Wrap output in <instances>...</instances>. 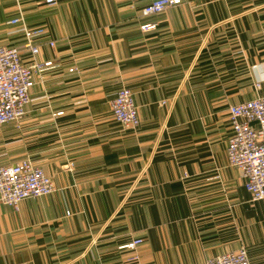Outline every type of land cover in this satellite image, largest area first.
Returning a JSON list of instances; mask_svg holds the SVG:
<instances>
[{"label":"crops","instance_id":"obj_1","mask_svg":"<svg viewBox=\"0 0 264 264\" xmlns=\"http://www.w3.org/2000/svg\"><path fill=\"white\" fill-rule=\"evenodd\" d=\"M57 1L21 3L46 30L36 60L54 68L35 76L22 121L0 127V166L29 158L54 191L18 212L0 203V264H204L240 248L264 264V199L227 160L229 107L264 97V0H181L149 17L152 0ZM16 14L0 0V46L23 50ZM123 87L136 129L111 114Z\"/></svg>","mask_w":264,"mask_h":264},{"label":"built area","instance_id":"obj_2","mask_svg":"<svg viewBox=\"0 0 264 264\" xmlns=\"http://www.w3.org/2000/svg\"><path fill=\"white\" fill-rule=\"evenodd\" d=\"M14 0L17 7L16 17L8 24L19 26L25 39L23 50L0 46V127L6 124H18L26 114V106L31 102L30 92L35 84V76L54 68L51 61L38 62L39 44L46 30L42 27L29 28L24 20L21 3ZM46 6L54 7L57 0H41ZM181 0H152L143 7L141 16L160 15L178 5ZM154 26L143 25L146 32ZM46 45L54 47L50 41ZM30 53L31 63L22 60L23 52ZM71 72L73 70H70ZM259 88V85H256ZM113 119L123 128L136 129L139 126L138 110L131 91L120 88L111 104ZM232 134L227 143V160L231 168L240 172L245 190L253 202L264 199V97H257L228 109ZM61 115V113L59 114ZM255 125V126H254ZM54 186L45 171L24 158L14 164L0 166V203L19 211L20 203L28 199H37L53 193ZM141 239L120 246L119 249L135 250L142 244ZM133 259L137 260V256ZM204 264H250L244 248L209 258Z\"/></svg>","mask_w":264,"mask_h":264}]
</instances>
